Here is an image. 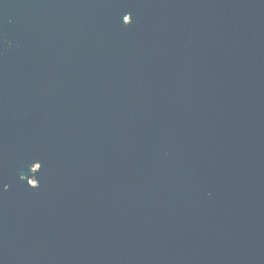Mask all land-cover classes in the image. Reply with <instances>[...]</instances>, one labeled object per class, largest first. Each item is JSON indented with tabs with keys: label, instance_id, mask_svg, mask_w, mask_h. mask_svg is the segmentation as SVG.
Here are the masks:
<instances>
[{
	"label": "water",
	"instance_id": "95a60500",
	"mask_svg": "<svg viewBox=\"0 0 264 264\" xmlns=\"http://www.w3.org/2000/svg\"><path fill=\"white\" fill-rule=\"evenodd\" d=\"M0 264H264V0H0Z\"/></svg>",
	"mask_w": 264,
	"mask_h": 264
},
{
	"label": "snow or ice",
	"instance_id": "6c2138e0",
	"mask_svg": "<svg viewBox=\"0 0 264 264\" xmlns=\"http://www.w3.org/2000/svg\"><path fill=\"white\" fill-rule=\"evenodd\" d=\"M131 22H132V18H131V15L130 14H126V15L123 16V23H124V25H130Z\"/></svg>",
	"mask_w": 264,
	"mask_h": 264
}]
</instances>
